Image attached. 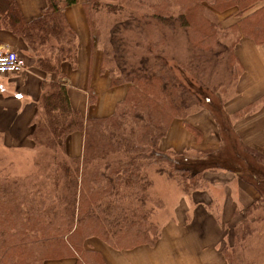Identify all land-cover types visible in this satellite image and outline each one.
I'll return each instance as SVG.
<instances>
[{"label":"trees","instance_id":"trees-1","mask_svg":"<svg viewBox=\"0 0 264 264\" xmlns=\"http://www.w3.org/2000/svg\"><path fill=\"white\" fill-rule=\"evenodd\" d=\"M45 1L41 15L26 21L16 0H0V29L21 39L34 68L49 78L41 81L29 135L38 153L34 171L22 178L0 173V264H106L85 246L92 239L119 252L154 247L161 230L151 218L163 203L150 194L152 167L186 196L211 188L204 178L208 171H227L256 190L260 199L244 209L243 218L235 212L232 244L221 251L226 264H253L249 242L264 233V159L242 145L231 124L224 126L231 118L223 112L230 98L222 96L224 85L212 82L209 91L222 87L221 108L205 97L204 72L227 56V83L231 87L238 79L235 49L242 38L264 45V0H129L150 11L157 24L171 32L178 26L186 34L191 57L177 61L170 58L166 37L148 40L119 0H87L83 8L101 47V73L112 87L127 86L112 115L87 119L72 108L61 71L65 63L77 65V34L64 11L79 0ZM230 9L237 21L224 29L215 16ZM94 102L91 93L89 105ZM255 105L233 118L242 119ZM205 107L227 134L223 149L190 154L193 149L162 148L177 119L199 140L201 133L186 120ZM75 132L82 136L81 154L71 157L68 139Z\"/></svg>","mask_w":264,"mask_h":264},{"label":"crops","instance_id":"crops-1","mask_svg":"<svg viewBox=\"0 0 264 264\" xmlns=\"http://www.w3.org/2000/svg\"><path fill=\"white\" fill-rule=\"evenodd\" d=\"M16 2L26 21L39 17L46 6L45 0ZM86 2L87 0H79L76 5L64 11L67 23L77 34V65L72 69L65 63L61 66V71L72 108L85 119L106 118L113 114L116 105L123 100L127 86L112 87L109 76L101 73V47L87 23L83 8ZM247 41H241L235 53L249 82L246 92L228 108V112H236L246 105L256 104L254 110L234 122L232 128L245 148L254 150L264 159V45L253 47L254 43ZM2 50H12L24 56L25 68L20 75L0 76V148L5 151L30 152L34 149L29 135L32 119L37 111L40 84L43 79L49 78L34 68L23 41L0 29V51ZM259 54L262 57L260 61ZM252 60H255L253 65L256 72L251 65ZM91 93L95 98L93 106L89 105ZM203 119L205 117L201 116V120ZM177 120L169 128L163 141V149L182 152L193 148H219L218 138L211 136L215 129L212 122L208 130H205L198 122L195 123L194 116L187 118L186 122L201 133V138L197 140L187 132L184 122ZM176 124L179 126L176 127ZM81 145V134H71L68 139L69 156H80ZM210 187L208 191L194 192L193 196L183 194L187 203L176 209L174 220H171L173 225L166 227L159 223L161 237L156 245L121 252L125 253L122 264H145L139 259L142 254L151 259L152 264H226L221 252L222 244H232L231 235L227 231L237 221L234 214L238 211L240 219L243 218L244 209L257 202L260 196L251 186L227 171L216 173ZM263 234H255L249 242L248 256L253 264H264Z\"/></svg>","mask_w":264,"mask_h":264},{"label":"rangeland","instance_id":"rangeland-1","mask_svg":"<svg viewBox=\"0 0 264 264\" xmlns=\"http://www.w3.org/2000/svg\"><path fill=\"white\" fill-rule=\"evenodd\" d=\"M119 2L123 5L124 15L125 16H128L129 14L133 15L134 20L138 22V25L144 27V29L146 30L145 36L148 38V40L157 38L160 35L161 36L163 35L166 37L167 42L169 44L168 46H169V55L171 56L170 58H173L177 61L178 59L183 60L184 58H186V60H187L191 57V51L192 50H191V47L189 44V39H187L186 34L178 26L173 27V31L171 32L166 27H163L160 24H157L152 19V17H150V11H147L144 9H139L137 7V5L130 2L129 0H119ZM261 5L263 6L262 3L257 5V6H261ZM235 11H236L235 9H230V10H227L223 13H217L215 16V20H217L224 29L228 28L237 21V18L235 17ZM135 24L136 23H134L131 26V29H129L130 31L128 30V32H127L128 37H129V35L133 36V28H134ZM245 40L247 41L250 39L242 38L241 41L243 42ZM250 41H247V42H250ZM250 43H252V42H250ZM254 44H252V46L256 47L257 44H255V45ZM128 50L132 54L135 52V49L134 48L132 49L130 46H128ZM19 56L25 61L24 56H22L21 54H19ZM258 58H259V61L262 59L260 54H259ZM219 60H220V62L218 65H216L214 62H212L211 66L205 68L204 92H205V97L206 96L210 97L211 102H213L217 107L221 108L220 107L221 103H220V100L218 98H220V95H219L220 88H222L224 85L225 90H226V92H225L226 95H222L221 93L220 94L223 96V98L229 97L230 99L223 106V112H225V114L228 117H231L230 120L226 119L224 126L226 127V124L227 125L231 124L230 125V127H231V126H233L234 122H236V119L233 118V115H232L234 112H231V113L228 112V108L237 99H239L243 93L246 92L245 89L247 88V85L249 82L248 81V75H247V73L243 67L240 68L239 66L234 65L237 68L238 74L239 73L240 74L238 75L239 76L238 79L234 80L232 82V86H231L232 88H231L229 83H227L231 79L230 71L228 70V65L225 64V63H228V58H227V56H223L222 59L220 58ZM253 61L255 62V60H252L251 65H252L253 70H254ZM215 70H217V72ZM243 70H244V72H243ZM185 76H186V74H185ZM211 82L213 84H220L222 87L217 88V90H215V91H213V90L209 91L210 90L209 87L211 85ZM226 87H227V89H226ZM211 93H213V94H211ZM217 96H218V98H217ZM254 108H255V106L252 107L251 110L247 114L252 112L254 110ZM204 109L205 110H202V111H196L193 114H191L190 116H194L195 117V123L198 122V125H200L201 127H204L205 130H208L211 122L213 123V125L215 126L214 127L215 129L213 130V133L211 134V136L218 138L219 148L216 150H203V151H216L217 152V150H219L223 147L222 143L225 140H227V134L225 135L222 132L221 126L217 125L214 122V120L212 118V116H214V113L213 114L211 113L212 110H210V107H208V108L205 107ZM210 113L212 114V116ZM201 114H203V115H201ZM215 115H217V114H215ZM223 115H224V113H223ZM201 116H204L205 119L201 120ZM220 121H222V120H218V122H220ZM179 124H176L175 126L177 127V126H179ZM173 132H174L173 137H175V131L173 130ZM163 145L164 144L162 142V146ZM195 150H197V149L193 148V151H191L190 154L195 153L196 152ZM172 151H174V150H172ZM186 151H189V149H187ZM174 152H177V151H174ZM178 153H181V152H178ZM215 155L216 154H214V156ZM37 156H38V153L36 152L35 148L33 149V151H30V152H28V151H24V152H21V151H17V152L5 151V150H2L0 148V173H9L10 175L17 177V178H22L24 176H27L31 172L34 171V162H35V159H37ZM218 173H219V171H218ZM147 175H148L149 180L151 181L150 194H151V196L154 197L153 200H156L158 198L159 200H162V203H163V207H161L160 209L156 208L151 220L157 226L159 225V223H161L162 226L165 225L166 227H167V225L168 226L173 225L171 220L172 221L174 220L173 214H175V211H177L176 209L182 205L185 206V203H187V200L185 199V196L183 195L184 193H182V191H181L182 189L173 180L169 179L166 175L158 174L156 172L155 167L148 169ZM215 176H216L215 173L208 171L205 173L204 178H205V180L208 181V184L210 183V185H211V180L213 181ZM214 187H215V185H214ZM232 230H233V228L231 227V229H229L227 231L228 233H230L231 238L233 237ZM228 233H227V235H228ZM263 239H264V237H263ZM223 240L221 242H223ZM222 245H223V248L228 247L226 242H224V244H222ZM85 246L87 248L96 250L97 252H101L100 254L102 255L106 264H122L125 260V255H124L125 253H121L122 251L121 252L115 251V250L111 249L110 247L104 245L101 241L90 240V241L86 242ZM139 259H140L141 263L152 264L151 263L152 260L147 258L146 256H144L143 254H142V257H139ZM134 263H136V262H134ZM47 264H74V263L70 260H65V261H52V262H48ZM125 264H127V263H125Z\"/></svg>","mask_w":264,"mask_h":264},{"label":"built area","instance_id":"built-area-1","mask_svg":"<svg viewBox=\"0 0 264 264\" xmlns=\"http://www.w3.org/2000/svg\"><path fill=\"white\" fill-rule=\"evenodd\" d=\"M25 68V61L12 50L0 51V76L20 75Z\"/></svg>","mask_w":264,"mask_h":264}]
</instances>
